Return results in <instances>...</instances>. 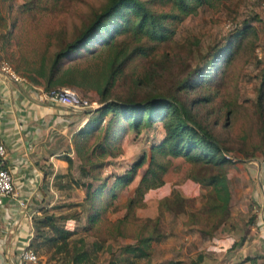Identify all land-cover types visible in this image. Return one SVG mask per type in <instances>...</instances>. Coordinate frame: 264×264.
I'll return each instance as SVG.
<instances>
[{"label": "trees", "instance_id": "1", "mask_svg": "<svg viewBox=\"0 0 264 264\" xmlns=\"http://www.w3.org/2000/svg\"><path fill=\"white\" fill-rule=\"evenodd\" d=\"M223 1L101 0L99 7L93 11L86 24L70 37H66L65 31L53 33L33 27L35 31L33 41L27 42L30 57L22 55L21 58L24 73L18 68L13 71L23 75L31 86H40L45 92L66 86L82 95L94 93L97 97L96 103L99 106L87 113V121L73 135L71 141L72 153L78 160L77 169L82 177H87V180L76 181L69 175L73 159L67 155L62 156L67 162V172L58 176L59 180L65 181L63 183L58 181L59 188H72L76 185L83 189L82 200L89 201L90 210L86 221L94 230L111 206V202L103 204L100 198L109 176L100 178L97 171L104 166L107 157L117 154L120 149L118 140L125 130L138 133L141 128L151 127L156 123H161L163 134L160 141L150 145L147 157L141 155L123 174L114 177L112 187L108 190L110 200H113L116 196L115 186H128L133 181L136 171L146 163L131 197L125 202L123 216L110 222L105 219L111 224L112 232L115 231L114 235L123 236L121 225L127 223L128 216L132 217L129 213L146 191L163 187L165 174L172 164L171 160L176 158L195 167L187 177L193 185L199 187L198 194L191 197L199 196V210L201 209V214L205 216V222L201 224L202 218L188 211V206L183 205L188 199L176 189L159 199L165 204L166 210L174 216H187L188 221L207 236H211L218 226L229 218L231 195L226 171L235 160L226 154L224 146L190 110L195 104H208L214 97L209 94L202 95L184 104L176 98L173 90L158 93L147 74L130 76L127 90L123 94L115 91L123 81L125 69L133 58L152 56L156 46L171 41L176 27L185 18L195 15L202 8L214 9ZM11 10L12 8H9L10 12H7L11 30L6 32L5 42L9 44L13 41L14 47L21 50L24 45V34L31 28L28 29L24 25L14 26L17 20H14L16 15ZM25 13L28 14L25 17L32 20V12H20ZM16 27H19L18 32H15ZM249 31H252V28L248 24L233 29L232 39L224 47L218 48L207 61L209 70L205 71L201 66L189 69L187 74L176 82V90L192 93L203 86L209 87L215 81L214 76L219 63L231 60L235 50L233 41L242 42ZM80 49H84L85 57L81 60L70 59ZM262 61L264 64V55ZM257 104L262 117L264 73L258 88ZM107 116V121L102 125ZM262 122L264 124V118ZM99 136L101 138L95 142ZM89 138H92V144H87ZM54 207L40 209L39 215L32 219L33 231L35 229L38 234L42 229L51 233L49 240L58 245L51 256L61 253L65 264H95L85 247L87 242L82 238H72L77 234V226L73 229L75 219L51 212ZM159 217L160 215L153 218L154 220L151 218L137 220L141 223L134 235V242L124 245L120 250V253L128 257L124 258L127 263L130 261L127 259L132 257L145 259L146 264H152L149 260L151 244L162 236L158 231ZM87 229L89 228L85 227V230ZM94 237L95 240L90 242L91 246L100 251L102 243L99 241L103 240L101 238L98 240V236ZM32 239L29 246L35 251ZM200 259L198 256L196 261ZM165 264L181 262L168 261Z\"/></svg>", "mask_w": 264, "mask_h": 264}, {"label": "rangeland", "instance_id": "2", "mask_svg": "<svg viewBox=\"0 0 264 264\" xmlns=\"http://www.w3.org/2000/svg\"><path fill=\"white\" fill-rule=\"evenodd\" d=\"M100 3L101 0H0V12H10L9 8H12L11 12H15L14 20L17 21L14 26L24 25L28 29L31 28L24 34V45L21 50L14 47L13 41L9 44L4 41L6 52H3L1 61L8 63L12 69L18 68L21 73H24L21 58L22 55L30 57L27 42L33 41L35 27L53 33L65 31L66 37H70L82 25L86 24ZM20 12H32V20L25 17L28 15L27 13L20 14ZM243 24H248L252 31H249L242 42L233 41L235 50L231 60L219 63V68L214 76L215 81L209 87L203 86L192 93L176 90V82L184 77L189 69L201 66L203 70L208 71L209 66L206 63L212 54L232 39L233 29L240 28ZM8 26V30H11L9 20ZM18 30L19 27H16L15 32ZM19 36L21 37L22 34L20 33ZM263 55L264 0H224L214 9L202 8L195 15L185 18L176 27L171 41L156 46L152 56L133 58L125 69L123 81L115 90L123 94L127 90L130 76L147 74L158 93L173 90L176 98L184 104L202 95L209 94L214 97L208 104H195L191 106L190 110L194 117L224 146L226 154L235 160L227 167L226 171V176H230L227 180L231 195L228 213L229 216L233 214L234 218H237L244 209L243 205H246L247 216L251 214L249 210L251 202L240 190L239 186L244 183L237 177V173L241 168H247L246 162L261 159L264 151V124L262 122L264 115L260 117L257 104L258 88L264 73ZM83 57H85V51L80 49L70 59L81 60ZM17 74L23 76L20 73ZM76 92L79 96L82 95L78 91ZM82 97L91 102H96L97 99L94 93H88ZM107 119L108 116L103 120L102 125ZM162 134L161 123H156L151 127L141 128L138 133L125 130L118 140L120 149L117 154L107 157L104 166L97 171L100 178L109 176L107 186L100 198L103 204L111 202V206L105 212L104 218L97 223L95 230L94 227H89L86 221L90 210L88 208L89 201L82 200L83 189L74 184L75 187H72L71 191L55 192L48 197V200L53 202L51 207L57 206L51 212L75 219L73 229H76L77 226V234L72 238H82L87 242L85 247L95 264H105L108 259L114 258L116 264H146V260L141 258L129 257L127 260L130 261L127 263L124 258L128 257L125 255L110 257L111 254H117L125 244L134 242V235L141 223L137 220L155 219L160 215L158 231L162 235L172 233L175 228H178L179 223L175 219H179L178 217L181 215H171L162 200H159L164 196L160 194L164 187L150 189L144 193L132 212L129 213L132 217L128 216L127 223L121 225L123 236L114 235L115 231L112 232L111 224L107 223V221L120 218L125 213V202L131 197L132 190L143 173L146 163L136 171L133 181L128 186H115L116 196L110 200L108 190L112 187L114 177L123 174L130 164L141 155L147 157L150 145L158 143ZM100 138L101 136L95 142ZM92 143V138H89L87 144ZM171 163L164 177L166 186H169L170 191L176 189L184 198L188 199H185L183 205L188 206V211L193 212L196 217L202 218L200 222L203 224L205 216L201 214V209L199 210V196L191 197L181 192L187 186L193 185L187 174L192 173L195 167L180 158L171 160ZM77 164V157L73 155V165L69 170V175L76 181L84 182L87 177L80 175ZM69 178L71 180V177ZM85 227L89 229L85 230ZM109 233L113 235H109ZM51 236L48 230L41 229L37 234L32 228V237L34 238L31 237V239L38 256L37 264H65L61 253L51 256L58 246L49 240ZM94 236H98V240L100 238L103 240L99 241L102 243L99 253H97L99 250L92 247L90 243L95 240ZM161 250L162 247H157V243L151 244L150 262H155L161 258L160 256H163ZM189 262L190 260H185L182 264ZM165 263L162 261L161 264Z\"/></svg>", "mask_w": 264, "mask_h": 264}, {"label": "crops", "instance_id": "3", "mask_svg": "<svg viewBox=\"0 0 264 264\" xmlns=\"http://www.w3.org/2000/svg\"><path fill=\"white\" fill-rule=\"evenodd\" d=\"M8 29V13L0 12V62L6 52ZM21 78L23 82L13 81L0 72V141L5 148L3 165L13 182V194L5 196L0 206V264H20L18 252L31 240L32 219L41 208L53 205L48 200L50 194L71 191L70 187L58 186L64 181L58 176L67 172L62 156L73 159L72 137L88 119L86 112H72L41 99L42 88ZM246 165L237 177L244 183L239 187L251 202V214L247 216L243 205L237 218L229 216L211 236L181 215L175 219L178 228L153 242L162 247L163 256L150 263L264 264V159H253ZM163 187L160 194L168 195L169 186L164 183ZM198 191L195 184L181 190L188 196H196ZM113 255L124 254L118 251L110 257ZM198 256L200 261H196ZM114 259L105 264H116Z\"/></svg>", "mask_w": 264, "mask_h": 264}, {"label": "built area", "instance_id": "4", "mask_svg": "<svg viewBox=\"0 0 264 264\" xmlns=\"http://www.w3.org/2000/svg\"><path fill=\"white\" fill-rule=\"evenodd\" d=\"M0 72L5 74L13 81H24V79L15 73L10 65L5 61L0 62ZM40 98L62 106L72 112L88 113L97 107L96 102H91L88 99L79 96L74 89L66 86L58 87L47 92L42 90ZM4 158L5 148L0 141V206L2 204V199L5 196L13 194L12 176L3 165ZM18 258L20 264H37L38 262V256L36 252L29 246L28 243L20 248L18 252Z\"/></svg>", "mask_w": 264, "mask_h": 264}]
</instances>
